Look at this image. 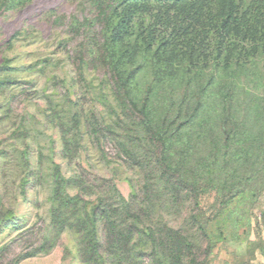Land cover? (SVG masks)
<instances>
[{
  "label": "rangeland",
  "instance_id": "rangeland-1",
  "mask_svg": "<svg viewBox=\"0 0 264 264\" xmlns=\"http://www.w3.org/2000/svg\"><path fill=\"white\" fill-rule=\"evenodd\" d=\"M195 6L0 0L5 260L84 264L78 233L51 226L58 170L87 211L115 189L143 206L151 187L146 226L178 229L198 263L264 264V0ZM110 58L146 119L116 92Z\"/></svg>",
  "mask_w": 264,
  "mask_h": 264
},
{
  "label": "trees",
  "instance_id": "trees-1",
  "mask_svg": "<svg viewBox=\"0 0 264 264\" xmlns=\"http://www.w3.org/2000/svg\"><path fill=\"white\" fill-rule=\"evenodd\" d=\"M157 1L172 8L182 0ZM207 1L194 0L195 11L200 10L199 7H203ZM115 35L112 29L105 39L107 48ZM109 60L113 65L112 77L116 92L140 117L146 119L144 108H138L129 95L126 78L120 75L115 61L112 58ZM159 144L162 145L161 142ZM163 165L165 170H170L166 163ZM56 173L54 189L56 204L50 213L51 226L54 235L63 229L78 233L77 254L84 264H134L146 257L152 264H203L198 263L193 241L182 235L178 229L170 226H166L165 229L146 226V219L154 210L151 187L147 185L144 187L148 203L143 206L134 199L127 200L115 189L111 194L99 197L87 211L79 205L81 198L79 194L69 196L62 193L66 181L63 182L58 170ZM168 181L169 178H166V183L170 184ZM173 189L177 190V187ZM137 240L143 242L139 243ZM53 245L52 239L44 240L32 253L46 252ZM8 251V245L0 249V264L18 262L20 257L5 260Z\"/></svg>",
  "mask_w": 264,
  "mask_h": 264
}]
</instances>
